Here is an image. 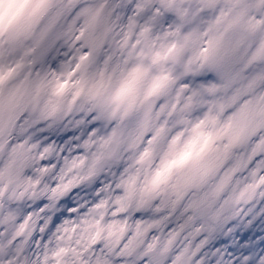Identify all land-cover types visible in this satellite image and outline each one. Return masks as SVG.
I'll use <instances>...</instances> for the list:
<instances>
[{
    "label": "clouds",
    "instance_id": "9594fccd",
    "mask_svg": "<svg viewBox=\"0 0 264 264\" xmlns=\"http://www.w3.org/2000/svg\"><path fill=\"white\" fill-rule=\"evenodd\" d=\"M136 2L133 12L132 0L0 4L5 49L31 32L6 57L20 66L0 81V264H34L38 228L49 264H60L59 248L69 249L62 264L204 259L197 236L234 181L215 202L211 194L264 136V55L253 59L264 52V7L249 0L238 19L232 0H169L174 19L164 26L149 15L153 0ZM45 31L42 56L34 45ZM188 184L207 194L205 214L185 211Z\"/></svg>",
    "mask_w": 264,
    "mask_h": 264
},
{
    "label": "snow or ice",
    "instance_id": "6c2138e0",
    "mask_svg": "<svg viewBox=\"0 0 264 264\" xmlns=\"http://www.w3.org/2000/svg\"><path fill=\"white\" fill-rule=\"evenodd\" d=\"M4 2L5 0H0V4ZM11 2L12 0H9V3ZM205 2L209 8L215 6V0H205ZM251 6L249 0H232L230 4V7L235 10L238 19L246 16ZM259 6L264 7V0H260ZM141 7L142 5L137 4L136 0H132V4L129 5V11H138ZM153 13H155L153 18L159 20L164 26L170 24L174 19L172 5L169 3V0H153L149 15ZM83 14L91 16L94 19L91 10L88 8L83 9ZM84 30L85 28L81 27L76 32L73 40L79 42ZM30 35L31 32L29 30L8 37L6 41L8 45L7 49L3 46V39L0 38V81L6 80L13 73L14 68L20 66L19 61L13 65L6 60V57L23 40L28 39ZM46 40V31L42 32L40 37L35 40L34 46L40 45V54L42 56L47 52V48L42 46ZM212 45L213 41L209 39L206 42L209 55ZM66 55L71 57L73 53H66ZM75 55L79 61L83 62L87 59L89 53L87 49L81 52L77 48L75 49ZM260 55H264V52H257L253 55V59H256ZM77 67H79V64H77ZM192 87L193 89L195 88L194 85ZM131 111L132 107L129 105L125 116ZM209 118L215 119L210 113ZM95 129L96 123L93 122L88 126V133L94 134ZM71 135L72 133L68 132L61 142L67 140ZM262 145H264V136L259 137V142L254 143V146L248 153L249 163L247 166L243 169L232 168L226 174V178L216 185L215 190L211 194L214 198L213 202H215L224 191L227 178H231L234 181L232 191L228 194L227 199L223 200L220 206L212 213L207 225L200 230L197 236V259L201 256L204 258L201 264H229V262L230 264H264V151L260 150ZM228 147V145L225 146V153H227ZM185 159L186 156H182L180 160L173 161V163L182 164ZM157 179H159V174ZM204 179L206 177L202 178L201 183H203ZM196 189V185L188 184L179 193V196L187 197L185 211L203 215L210 206L208 196L207 194L202 195ZM71 207L73 205L69 204V208ZM139 215L137 213V216ZM58 222L59 217L56 218L54 224ZM41 224H43V221H41ZM47 241V233L42 232L38 228L37 233L33 236L32 244V248L34 249L32 253L34 264H49ZM258 248L260 249L259 253L256 251ZM68 251L69 249L59 248L52 252L51 255L55 258L56 262L62 264L61 256ZM144 260H148L147 251L144 253ZM97 264H100V261H97ZM141 264H143V261H141ZM149 264H152L150 260Z\"/></svg>",
    "mask_w": 264,
    "mask_h": 264
}]
</instances>
